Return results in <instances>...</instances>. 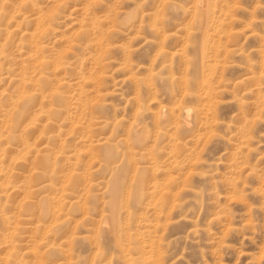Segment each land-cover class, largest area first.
<instances>
[{"label": "rangeland", "instance_id": "1", "mask_svg": "<svg viewBox=\"0 0 264 264\" xmlns=\"http://www.w3.org/2000/svg\"><path fill=\"white\" fill-rule=\"evenodd\" d=\"M0 264H264V0H0Z\"/></svg>", "mask_w": 264, "mask_h": 264}]
</instances>
